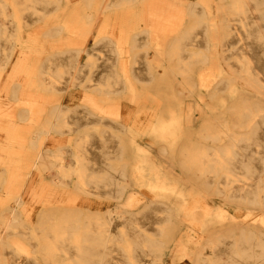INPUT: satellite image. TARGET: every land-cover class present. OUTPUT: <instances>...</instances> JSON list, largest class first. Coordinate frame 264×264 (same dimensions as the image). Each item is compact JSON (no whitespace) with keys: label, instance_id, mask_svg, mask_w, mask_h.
<instances>
[{"label":"bare ground","instance_id":"obj_1","mask_svg":"<svg viewBox=\"0 0 264 264\" xmlns=\"http://www.w3.org/2000/svg\"><path fill=\"white\" fill-rule=\"evenodd\" d=\"M65 3L0 0V264H264V0Z\"/></svg>","mask_w":264,"mask_h":264},{"label":"rangeland","instance_id":"obj_2","mask_svg":"<svg viewBox=\"0 0 264 264\" xmlns=\"http://www.w3.org/2000/svg\"><path fill=\"white\" fill-rule=\"evenodd\" d=\"M87 0H66V3L64 5L65 10H67L69 12V15H72L74 12H76V10L78 11L83 4L86 2ZM99 25V23H98ZM41 27L40 26H32V27H28L25 29L26 35L30 36L31 39H33L34 37H37L38 40V32L40 31ZM97 32V31H96ZM96 32H94L93 35L96 34ZM55 39V38H54ZM38 45L40 46L41 50H44L45 45H46V40H40V44L38 41ZM193 102V101H192ZM192 106V110H194V112L192 114H190V116L192 118L197 117L196 111H195V103L191 104ZM124 108L129 112V115L133 114L137 108L136 104H134L133 102H128V101H124ZM70 136H65V140L68 141ZM157 156H161L160 154L156 153ZM162 159V158H160ZM161 164L162 163H166L167 166L171 167L174 171H178L181 172L180 167L178 166V164H176L173 161H169L167 160L166 162H164L163 160H160ZM163 165V164H162ZM219 201L215 200V204H218ZM116 206L115 201H104V202H100L99 203H94L93 207H100L101 209H106L108 207H114ZM235 206H232V211H235ZM176 264H192L191 260L189 258H184L183 260H181L180 262L176 263Z\"/></svg>","mask_w":264,"mask_h":264}]
</instances>
